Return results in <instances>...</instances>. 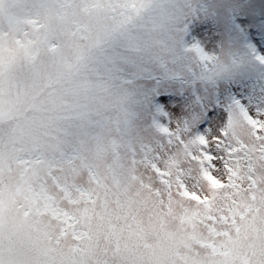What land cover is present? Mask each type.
<instances>
[{
	"label": "snow or ice",
	"instance_id": "obj_1",
	"mask_svg": "<svg viewBox=\"0 0 264 264\" xmlns=\"http://www.w3.org/2000/svg\"><path fill=\"white\" fill-rule=\"evenodd\" d=\"M0 264H264V0H0Z\"/></svg>",
	"mask_w": 264,
	"mask_h": 264
}]
</instances>
